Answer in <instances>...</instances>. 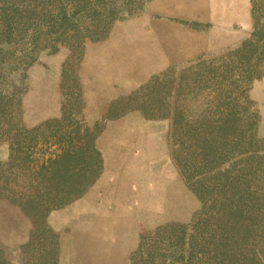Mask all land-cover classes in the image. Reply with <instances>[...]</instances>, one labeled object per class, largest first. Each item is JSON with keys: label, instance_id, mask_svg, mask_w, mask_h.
<instances>
[{"label": "rangeland", "instance_id": "374dc122", "mask_svg": "<svg viewBox=\"0 0 264 264\" xmlns=\"http://www.w3.org/2000/svg\"><path fill=\"white\" fill-rule=\"evenodd\" d=\"M75 3L77 36L27 47L22 6L45 33L47 11ZM3 18L21 26L8 36ZM0 85V264H175L181 225L212 230L194 225L204 167H243L264 198V0H0ZM226 108L235 128L201 142ZM254 219L228 264H264ZM213 243H200L211 262Z\"/></svg>", "mask_w": 264, "mask_h": 264}, {"label": "trees", "instance_id": "16d2710c", "mask_svg": "<svg viewBox=\"0 0 264 264\" xmlns=\"http://www.w3.org/2000/svg\"><path fill=\"white\" fill-rule=\"evenodd\" d=\"M62 7H55L52 11H47L50 22L46 28V32L42 33L45 25L39 24L37 19L34 18L35 13L31 5L22 6L20 11L25 16V22L22 24V30L27 27L32 37L31 41L27 47L30 50L48 48L49 51L55 52L58 50L60 45H63L67 38L77 36L81 29L79 17L83 12V9L78 3ZM3 12V9H2ZM18 13V10H17ZM20 15V14H18ZM109 16L106 20L107 26L112 21V16L114 14L111 11L106 13ZM5 16V15H4ZM111 17V18H110ZM115 18V17H114ZM3 22V31L8 34H12L16 30V26H21L20 23L14 24L12 22ZM99 28V25H98ZM97 29V27H95ZM21 30V29H20ZM259 28H257V22L255 29L251 35V40L246 44V46H253V42L259 34ZM28 32V33H29ZM9 36V35H8ZM13 41L9 40L6 43L11 44ZM15 42V41H14ZM37 59V55L34 53H25L20 57H16L11 61L13 64L18 66L27 67L30 66ZM4 62V61H3ZM6 62V61H5ZM10 61L7 60V63ZM254 76V71L251 70L250 73ZM260 75V73H259ZM1 86V85H0ZM0 91V111L1 103L4 98ZM10 98V97H9ZM9 101V100H8ZM11 101V100H10ZM219 109V106L217 107ZM1 113V112H0ZM232 114L229 111L223 110L220 117L215 119H207L204 124H200L196 130L199 139L204 144L211 145L214 142V137L219 134L225 133L228 129L233 130L235 125L230 126V122L233 119ZM234 117V116H233ZM207 176L210 178L209 187L211 188V197L204 201L209 204V211L203 213L201 216V211L198 212V219L194 225L201 228L205 227V231L208 228H212L209 233H203V231L195 230L193 233L187 232V225L180 226L179 242L181 243V251L178 259L174 261L175 264H226L227 257L235 256L237 262H241L243 255L245 254V247L242 248V237L240 233L248 231L255 224L254 215L259 211L264 212V198H256L254 194L250 193L251 185L250 181L246 180V175L244 174V168L234 169V168H223L218 167L206 168ZM201 176V175H200ZM206 204L203 203V206ZM205 218V219H203ZM209 240H214V257L213 261L205 260V255L202 251L201 241L207 242ZM193 243L194 249H193ZM184 245H188L190 252L188 251V256L183 255ZM197 245L200 246L199 250H195ZM239 257V258H238ZM227 263V264H228ZM238 264V263H235Z\"/></svg>", "mask_w": 264, "mask_h": 264}, {"label": "bare ground", "instance_id": "6f19581e", "mask_svg": "<svg viewBox=\"0 0 264 264\" xmlns=\"http://www.w3.org/2000/svg\"><path fill=\"white\" fill-rule=\"evenodd\" d=\"M119 40V39H118ZM124 42V41H123ZM120 44V43H119ZM124 45V44H123ZM110 47H111V45H110ZM145 67H147V66H145Z\"/></svg>", "mask_w": 264, "mask_h": 264}]
</instances>
